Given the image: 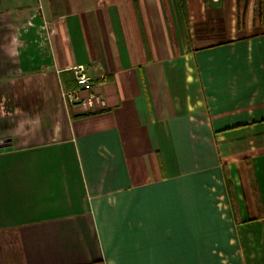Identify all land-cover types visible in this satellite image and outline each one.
Segmentation results:
<instances>
[{
    "label": "crops",
    "instance_id": "0c3cea01",
    "mask_svg": "<svg viewBox=\"0 0 264 264\" xmlns=\"http://www.w3.org/2000/svg\"><path fill=\"white\" fill-rule=\"evenodd\" d=\"M259 1L0 0V264H264Z\"/></svg>",
    "mask_w": 264,
    "mask_h": 264
},
{
    "label": "built area",
    "instance_id": "2783aa9c",
    "mask_svg": "<svg viewBox=\"0 0 264 264\" xmlns=\"http://www.w3.org/2000/svg\"><path fill=\"white\" fill-rule=\"evenodd\" d=\"M217 1V0H214ZM76 88L63 91L64 98L71 104L80 105L85 110H94L95 107L106 106L103 95L93 90V82L84 65L73 68Z\"/></svg>",
    "mask_w": 264,
    "mask_h": 264
},
{
    "label": "trees",
    "instance_id": "16d2710c",
    "mask_svg": "<svg viewBox=\"0 0 264 264\" xmlns=\"http://www.w3.org/2000/svg\"><path fill=\"white\" fill-rule=\"evenodd\" d=\"M258 16H259V19L262 18V15H263V0H260L259 1V7H258Z\"/></svg>",
    "mask_w": 264,
    "mask_h": 264
}]
</instances>
